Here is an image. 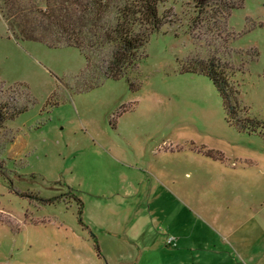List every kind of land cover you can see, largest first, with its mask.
<instances>
[{
    "label": "rangeland",
    "instance_id": "rangeland-1",
    "mask_svg": "<svg viewBox=\"0 0 264 264\" xmlns=\"http://www.w3.org/2000/svg\"><path fill=\"white\" fill-rule=\"evenodd\" d=\"M232 3L165 0L136 66L100 80L16 40L0 0V264H264V0ZM211 58L244 130L183 71Z\"/></svg>",
    "mask_w": 264,
    "mask_h": 264
},
{
    "label": "trees",
    "instance_id": "trees-1",
    "mask_svg": "<svg viewBox=\"0 0 264 264\" xmlns=\"http://www.w3.org/2000/svg\"><path fill=\"white\" fill-rule=\"evenodd\" d=\"M164 1L2 0L1 9L16 40L37 41L49 47L77 48L85 57L87 70L97 72L98 79L105 80L123 77L136 66L139 49L163 24L158 8ZM191 1L197 10L203 11L210 7L226 10L233 7L234 0ZM185 66L183 71L209 77L221 97L227 123L244 130L243 121L233 116L237 107L231 102L227 71L212 58L195 60ZM99 84L93 82L85 88ZM56 184L61 182L56 181ZM68 193L74 197L71 190ZM76 199L81 207L80 199ZM55 201H59L58 195L44 202Z\"/></svg>",
    "mask_w": 264,
    "mask_h": 264
},
{
    "label": "crops",
    "instance_id": "crops-1",
    "mask_svg": "<svg viewBox=\"0 0 264 264\" xmlns=\"http://www.w3.org/2000/svg\"><path fill=\"white\" fill-rule=\"evenodd\" d=\"M232 251V250H231ZM232 252H230V254H231ZM217 255V258H218V262H219V260H220V256L218 255V254H216ZM216 258V259H217ZM213 264V263H212ZM231 264V263H230Z\"/></svg>",
    "mask_w": 264,
    "mask_h": 264
},
{
    "label": "built area",
    "instance_id": "built-area-1",
    "mask_svg": "<svg viewBox=\"0 0 264 264\" xmlns=\"http://www.w3.org/2000/svg\"><path fill=\"white\" fill-rule=\"evenodd\" d=\"M168 242H170V240Z\"/></svg>",
    "mask_w": 264,
    "mask_h": 264
}]
</instances>
